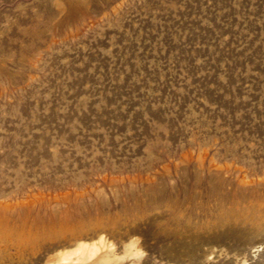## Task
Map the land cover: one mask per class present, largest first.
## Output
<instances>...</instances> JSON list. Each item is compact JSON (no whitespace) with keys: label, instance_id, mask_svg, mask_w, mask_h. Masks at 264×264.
<instances>
[{"label":"rangeland","instance_id":"obj_1","mask_svg":"<svg viewBox=\"0 0 264 264\" xmlns=\"http://www.w3.org/2000/svg\"><path fill=\"white\" fill-rule=\"evenodd\" d=\"M100 236L264 264V0H0V264Z\"/></svg>","mask_w":264,"mask_h":264},{"label":"bare ground","instance_id":"obj_2","mask_svg":"<svg viewBox=\"0 0 264 264\" xmlns=\"http://www.w3.org/2000/svg\"><path fill=\"white\" fill-rule=\"evenodd\" d=\"M137 241L133 239L124 245L121 255L117 256L113 244L100 236L89 242H78L72 249H62L47 255L43 264H121L127 258L136 262L141 255Z\"/></svg>","mask_w":264,"mask_h":264}]
</instances>
